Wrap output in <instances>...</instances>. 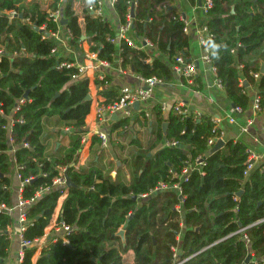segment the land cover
I'll return each instance as SVG.
<instances>
[{
  "label": "trees",
  "instance_id": "trees-1",
  "mask_svg": "<svg viewBox=\"0 0 264 264\" xmlns=\"http://www.w3.org/2000/svg\"><path fill=\"white\" fill-rule=\"evenodd\" d=\"M80 1L89 50L97 58L111 62L116 48L109 38L115 36L116 30L108 20L88 11L86 5L92 0ZM133 1L134 37L150 40L153 48L171 61L177 55L184 56L188 36L183 32V22L176 10L165 8L172 0H114L120 23L127 20ZM212 1L206 11L211 34L207 40L208 55L226 96L235 106H248L250 95L242 91L244 85L239 79L245 75L249 83L257 85L259 105L264 109V71L257 80L250 74L259 71L264 61V0H238L236 12H227L231 17L227 29L214 22L225 0ZM9 10L17 14L10 16L6 12ZM55 10L60 14L58 21L51 14ZM60 26L68 30L72 41L80 42L82 28L72 0H0V202L12 203L14 166L23 181L24 198L35 196L41 189L26 208L24 238L34 240L43 234L63 189L52 183L59 169L65 166L72 179L58 220L70 225L64 233L67 243L62 236L49 241L41 247L35 264H171L174 248L179 258L188 256L182 264L242 263L248 254L245 240L240 233H230L264 217V169L257 166L246 177L243 175L246 152L240 140L229 139L223 147L210 151L205 156L203 175L193 169L187 180L180 182V211L175 208L180 201L175 188L140 197L159 181L180 180L185 162L195 159L206 148L207 138L216 132L209 116L182 115L171 108L162 117L155 107L158 117L150 131L153 136L145 146L138 138L131 139L137 150L122 158L130 172L129 180L112 177L98 160L72 172L70 163L81 145L80 131L70 132L67 144L50 147L51 136H59L60 130H49L46 120L60 128L78 129L90 106L85 98L89 79L77 77L78 67L73 59L57 52L52 33ZM232 48H236L234 53ZM119 55L121 67L137 75L155 74L164 79L172 76L165 59L150 56L142 47L121 40ZM94 81L105 96L104 104L118 99L119 91L111 86L107 75L96 76ZM21 97L23 102H19ZM164 120L167 126L163 129ZM126 121H117L114 127ZM166 140L178 143L162 144ZM131 213L122 241L116 231ZM10 220V214L0 212V264H5L10 246L8 232L2 227ZM246 233L251 240L249 248L259 258L258 263L249 260L248 264H264L260 260L264 255V220L248 226ZM115 240L117 246L107 245ZM129 248L134 251V261L124 263L122 253ZM34 251V244L26 247L20 264H31Z\"/></svg>",
  "mask_w": 264,
  "mask_h": 264
},
{
  "label": "crops",
  "instance_id": "crops-1",
  "mask_svg": "<svg viewBox=\"0 0 264 264\" xmlns=\"http://www.w3.org/2000/svg\"><path fill=\"white\" fill-rule=\"evenodd\" d=\"M101 1L104 12L101 17L108 20L117 32L120 20L114 8V1ZM72 2L78 22L82 28L80 42L77 43L72 41L68 30L61 26L57 29L56 35H52L57 41V52L59 54L70 57L73 59L74 63H83L86 65V77L89 79V91L87 93L90 95V98L88 99L90 101L89 111L85 116L84 124L78 127V129L72 127L60 128L58 126H54L56 123L53 124L52 120H46L49 130L56 131V128H59L60 130L59 136L53 135L50 138V147L53 149H55L60 143L67 144L70 132L76 130L81 132V145L74 155V160L70 163L73 166L72 172H76L79 168H85L92 161L98 160V163L103 167L104 171L112 177L118 176L119 178L129 180L130 172L128 167L122 162V158L128 157L132 152L137 150V145L134 142H131V139L138 138L141 144L145 146L150 137L153 136L150 132L152 126L157 124L156 118L158 116L155 113V109L159 108L161 111L160 115L164 117L172 108L173 104L177 102H182V104L192 112L190 113L191 115H193L194 110H197L199 111L198 116L206 115L209 116L211 120L216 118L217 121L215 122V125L218 128L219 134L222 136L221 139L225 140V143L229 139L240 140L245 145V152L247 148H252L257 157L253 160L254 166L249 170V172L257 166H262V169H264V133L262 132V126L264 125V109H261L260 107L259 110H255L253 108L254 98L257 95V85L249 83V80L245 75L240 76V84L243 83L244 85L242 91L249 93L250 102L246 108H241L240 111L234 110L235 105L228 100L224 86L217 76L216 67L215 70H213L210 67V64L202 59L204 51L197 40V28L199 25L201 27L206 24V21L210 18L202 7L203 0H195L194 3H191L189 0H172L171 2L168 1L165 7L176 10L179 13V16L183 17L187 22V29H183V32H185L188 36V46L186 54L185 52L182 54L186 56L187 60H194L198 66L196 74L191 79L177 76L171 68L173 60H169L166 54L153 48V45L149 46L142 42L141 47L146 50L150 56L151 54H155L167 61L172 76L169 79L163 78L162 82L155 84L145 102L138 103L137 106L134 105V120L122 118L119 114H117V118H113V115H111V118L109 116L107 117V115L104 116V120L97 118V107L100 104H104L105 96L102 95L99 92V88L96 87L94 74L103 72L104 75H107L110 78L111 86L116 88L118 91L124 84L136 83L138 81V77L131 69L121 67V57L119 55L120 40L114 41L116 52L113 60L111 62L108 61L107 65H101L99 67L96 66L97 55L95 56L94 53H92L93 51L89 50L90 43L84 30L83 3L80 0H72ZM236 2H238V0H225L220 4L221 14H218V18L214 19L215 25L223 29L228 28L231 22V17L227 16V14L229 12H236ZM6 12L8 13V11ZM62 23L63 22H61V25ZM128 35L136 41L142 38L134 37L132 30L128 31ZM231 51L234 53L236 48H232ZM147 60L149 61L151 58L149 57ZM262 62L259 71H257L258 75L255 76L254 72L251 73L250 71L254 80H257L264 71V61ZM237 66L238 68L242 67L240 63H238ZM262 66L263 70L261 71ZM161 102H164L167 105L166 109H162L160 107ZM141 110H148V115L146 116L142 114ZM228 115L233 116L234 121H230L228 119ZM247 118H251L252 120L248 125V129L246 131H242L241 126L245 124ZM124 119L127 120L125 123L114 127V124L117 121ZM164 122H166L167 126V121H162L161 124L163 129L166 127L163 126ZM97 128H100L107 133L109 140L108 145L103 146L100 144L99 136L96 133ZM162 144L165 145V142ZM247 158L248 156L246 152V160ZM249 172L246 174L243 173V175L246 177ZM70 180L72 179L70 178ZM21 186L22 184L20 182V178L18 177L16 167L14 166L11 172V204L15 203L18 194H21L19 190ZM240 190L242 191V189ZM237 192L236 195H238ZM66 194L67 190L60 193L50 220L44 228L43 234L39 237L38 241L34 243L35 251L31 256V264H35L43 245L49 241L56 240L57 236L64 237L65 232H62L61 229L58 230V220L62 202ZM148 195L149 194H147V196ZM10 216V222L5 223L2 227V229H5L8 232L10 238L9 252L5 260V264H19L17 260V253L21 249V245L16 219L17 211L14 210ZM121 227L122 226H120L119 229ZM54 237L56 239H54ZM121 240L123 241L124 238H121ZM65 243H67V240ZM117 244L118 242L116 240L107 243L108 246H117ZM134 257V251L131 248L122 253V261L124 263H132L134 261Z\"/></svg>",
  "mask_w": 264,
  "mask_h": 264
},
{
  "label": "built area",
  "instance_id": "built-area-1",
  "mask_svg": "<svg viewBox=\"0 0 264 264\" xmlns=\"http://www.w3.org/2000/svg\"><path fill=\"white\" fill-rule=\"evenodd\" d=\"M112 1H114V0H112ZM212 2H213L212 0H203L202 7H203L204 11H207L208 8L212 6ZM135 3H136L135 1L130 3L129 13L127 14V20L124 23H120L119 28H118L115 36L112 38H109V39L112 42H114L115 40H120V41L124 40L127 42V44H130L133 46L135 45L138 47H141L142 42L146 45L152 46L153 45L152 42L146 38H141L138 41H136V40H134V38H132L131 36L128 35V31L131 30V27H132V16H133V14H131V6L133 9V13H134ZM86 6H87V9L90 13H92L94 15L103 16L104 12H103V6H102L101 0H92L91 2L87 3ZM8 13L11 16H14L17 14V12L15 10H9ZM51 14L53 15V19L58 21L59 16H60L59 11L58 10L52 11ZM178 18L183 21V24H184L183 29L186 30L187 29L186 20L181 16H179ZM56 33L57 32H54L52 34L56 35ZM210 35L211 34L209 32V28L206 24L202 25L201 27H200V25L198 26V28H197V40H198V43L201 45L202 50L204 51L202 59L205 62H208L210 64V67L213 70H215V66L212 63V59L208 55L207 40H208ZM2 50L3 49L0 48V53L2 52ZM52 50L54 51L55 48ZM92 53H94V52H92ZM94 55L96 56L95 53H94ZM96 60H97L96 61L97 67H99L101 65H107V63H108V61L103 60V59H99L97 57H96ZM61 64L62 65L63 64L69 65V63H66V62H62ZM75 65H77L78 72H79L77 74V77H86L87 76V73L85 72V70L87 69L86 65L83 63H76V62H75ZM171 68L174 71V73L177 74V76H181V77L186 78V79H191L196 74L198 66L194 60H187L183 55H177L172 61ZM94 75H95V77L97 76L99 78H102L104 76V73L98 72ZM254 75L255 76L258 75V72H254ZM137 77H138V81L136 83L124 84L119 88L118 99L113 100L112 102H110L108 104H100L97 107V113H96L97 118L104 120L105 118H103V117L106 115H107V117L109 116L111 118V115L119 114L122 118H128L130 120H134V117H135L134 102L135 101H137L138 103L145 102L146 99L149 97L153 86L157 83L162 82V80H163V78H161L160 76L155 75V74L148 75V76L137 75ZM218 83H220V82H218ZM23 100H24V98L21 97L19 99V102H23ZM18 107H19V105H16V108H18ZM160 107L162 109H166L167 105L164 102H161ZM253 108L255 110L260 109L258 95H256V97L254 98ZM172 109L174 112H176L178 114H182V115H187V114L192 113L182 104V102H177V103L173 104ZM234 110L240 111L241 107L236 105V106H234ZM141 113L147 116L149 112H148V110H144ZM198 114H199V111H197V110L193 111L194 117L198 116ZM228 119L230 121H234V117L231 115H228ZM251 120H252L251 118H247V121L245 122V124H243L241 126L242 131H246L248 129V125L251 122ZM212 121L214 123L213 127L216 129V132H213V134L207 138L206 148L202 152H200L195 157V159H193L192 161L187 160L185 162L184 166L182 167V169L179 173L180 180L173 182V183L159 181L155 187L149 189V191H147L145 193H141L140 196H146L148 193L154 192V191L159 190V189H165V188H171V187L175 188L177 190V192L179 194V198H180V201H179V203H177L175 205V208L177 211H180L181 202L183 200L180 182L182 180H187L190 171L193 169H197L199 171V173L201 175H203V173H204L203 166L205 164V156L211 151L215 142L218 139L222 138V136L217 131L218 128L215 125V122L217 121V119L213 118ZM262 132L264 133V125L262 126ZM96 133L99 136L100 144L103 146L108 145L109 140H108L107 133L104 130H101L100 128L96 129ZM177 143H178V141H176V140H171V141L166 140L165 141V145H174ZM246 152H247L248 158L246 160V167L243 170L244 174L248 173L249 170L254 166L253 160L257 157L256 153L254 152V150L252 148H247ZM17 175L19 177L18 173H17ZM66 179H67L66 178V167L63 166L59 169L58 174L56 176H54V178L52 179L53 184L58 185V186H63L61 193L65 192L69 186ZM25 180L27 181L28 178ZM20 182H21V184L23 183L22 180H20ZM47 188L48 187H45V189H47ZM19 190L21 192V187ZM40 191H41V189L36 192L35 196L39 195ZM35 196H32L30 198H24L21 194H18L16 202L13 204H6L4 202H0V212H5V213L11 215L14 210L17 211L16 219H17V223H18V230H19L18 232H19V236H20V245H21V249L17 253V260H18L19 264L24 257V249L26 247L33 245L39 239V237H37L34 240H30V239L24 238L22 236V232L26 226L25 211H26L27 206L34 201ZM262 220H264V217L259 218L250 224L239 226L237 229H235L234 231H232L230 233V234H233V233H240L241 234V237L245 240L246 246L248 248V254H250L249 260L254 262V263H258L259 258L256 257V255L254 254V249L249 248L251 240L246 233V228L248 226H250L251 224L258 223ZM58 224H59L58 230L61 229L62 232H66L70 229V225H68V224H65L63 222H60ZM54 239H56V238L54 237ZM65 241H66L65 237H63V242L65 243ZM187 257L179 258L177 249L174 248L173 260H172L171 264H182L183 261ZM260 260L264 261V255L260 257ZM240 264H248V263L242 262Z\"/></svg>",
  "mask_w": 264,
  "mask_h": 264
},
{
  "label": "water",
  "instance_id": "water-1",
  "mask_svg": "<svg viewBox=\"0 0 264 264\" xmlns=\"http://www.w3.org/2000/svg\"><path fill=\"white\" fill-rule=\"evenodd\" d=\"M131 14H133L132 6H131ZM18 15L21 17V16H22V13H19ZM61 22H64V20L61 21ZM34 29H37V26H34ZM262 63H263V62H262ZM262 70H263V66L261 67V71H262ZM55 95H56V94H55ZM24 96H27V90L24 92ZM85 98H86V99H89V98H90V95L87 94V95L85 96ZM134 105L137 106V105H138V102L135 101V102H134ZM112 117H113V118H117V114H113ZM163 126H166V122L163 123ZM224 144H225V140H223V139H218V140L215 142V144L213 145L212 150H213V151H214V150H217V149H219L220 147H222ZM66 178H67V179H66V180H67V183H68L69 185H71L72 180H70L69 175L66 174ZM240 193H241V190L237 192L238 195H239ZM134 197H135V196H134ZM131 217H132V213L129 214V216L127 217L126 221L123 223L122 227L117 231V234L120 235L122 239L124 238V231H125V226H126V224H127V221H128ZM192 255H193V254H192ZM249 259H250V254H247L246 257L244 258L243 262H244V263H248V262H249Z\"/></svg>",
  "mask_w": 264,
  "mask_h": 264
},
{
  "label": "rangeland",
  "instance_id": "rangeland-1",
  "mask_svg": "<svg viewBox=\"0 0 264 264\" xmlns=\"http://www.w3.org/2000/svg\"><path fill=\"white\" fill-rule=\"evenodd\" d=\"M63 35V34H62Z\"/></svg>",
  "mask_w": 264,
  "mask_h": 264
}]
</instances>
